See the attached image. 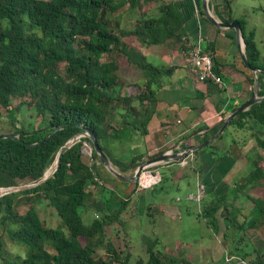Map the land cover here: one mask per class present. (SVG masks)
Segmentation results:
<instances>
[{
  "label": "trees",
  "instance_id": "1",
  "mask_svg": "<svg viewBox=\"0 0 264 264\" xmlns=\"http://www.w3.org/2000/svg\"><path fill=\"white\" fill-rule=\"evenodd\" d=\"M215 1L213 11L219 20L234 19L233 0H221L220 4ZM150 3L157 5L156 15L143 11L144 5ZM121 10H139L131 27L116 17ZM238 20L250 65L264 71V58L260 56L254 32L246 30L245 17ZM182 35L180 12L165 0H0V124L5 111L14 126L16 113L22 107L46 120L39 128L21 124L10 133L15 137L0 139V187H14L21 182L34 184L0 196V264L129 263L132 254H124L107 232L108 226L123 224L120 214L128 201L121 199L119 207L110 212L106 208L107 196L99 198L87 190L88 184L97 183V164L90 165L82 159L83 142L91 144L88 136H81L72 144L61 155L56 170L46 180H39L53 165L59 149L84 131L96 136L121 173L136 169L140 157L122 162L107 147L108 140L117 137V128L107 120L116 102H127V109H132L133 97H119L115 89L121 81L119 60L125 58L149 78L167 73L170 68L147 62L139 49L125 44L124 38L133 37L146 45L167 40L181 41L183 45L186 42ZM257 79L258 94L264 96V75L257 74ZM13 100L18 102L13 104ZM229 126L250 132L255 139L253 147L259 153L252 160L247 184L260 188L264 178V99L242 111ZM217 129L210 130L199 142L209 139ZM211 146L213 143L206 147ZM198 152L199 149L194 154L197 156ZM91 157L98 160L94 149ZM245 184L238 185L236 190L246 188ZM20 195L31 200L23 213L16 208ZM39 205L54 209L59 225L48 226L39 215ZM221 207L226 230L229 227L246 230L244 224L249 231L255 229L256 223L246 221L247 215L242 210H239L242 221L235 226L233 206L230 209L227 202L211 201L198 216L213 232L219 228L217 213ZM88 211L90 222L86 223L83 214ZM2 235L24 251L17 253L14 247H7ZM157 243V239H147L146 257L138 256L135 264H196L185 257L159 252ZM223 255L226 264L236 263L225 260L226 255H236L232 251L227 249ZM240 259L247 264H264V241L261 251L253 256L244 254Z\"/></svg>",
  "mask_w": 264,
  "mask_h": 264
},
{
  "label": "crops",
  "instance_id": "2",
  "mask_svg": "<svg viewBox=\"0 0 264 264\" xmlns=\"http://www.w3.org/2000/svg\"><path fill=\"white\" fill-rule=\"evenodd\" d=\"M165 1L173 3L180 12L183 26L182 36H186L189 43L200 39L201 47L212 52L214 66L222 77V84L203 82L186 66L185 54L182 50L187 43L182 45L181 41L167 40L161 44L146 45L141 44L133 37L124 38L125 44L139 49L147 62L158 67L170 68L167 73L149 78L144 75L142 70L129 65L125 58L120 59L118 74L121 81L116 88L117 95L119 97L132 96L133 100L130 103L132 109H127V102H116V108L108 115L107 120L117 128V137L108 140L107 147L118 157L123 154L124 149L129 147L128 156H131L130 159L132 157L142 159L139 165L146 160L154 159L167 148L175 147L180 143L184 146L185 144H200L199 141L205 134L213 128H219L216 125L223 117L250 97L255 88L254 79L257 77V74L250 71L241 59V51L245 52L243 40L236 39V33L233 29L217 28L210 23L203 12L202 0ZM215 2L220 4L221 0ZM213 4L214 0H207L208 9L219 19L214 14ZM156 7L155 3L146 4L143 11L149 15H156L157 10L154 11ZM231 10L234 19L242 17L234 14L232 5ZM121 11H124L122 14H125L122 16L123 19L121 18L123 25L129 22L127 19L130 17V13L139 14V10L134 12ZM243 12H246V8ZM132 17L134 20L136 19L135 14H132ZM246 30L254 32V39L260 56L264 58V52L261 50V46H264V25L258 29L257 26L250 25L246 19ZM259 36L261 38H258ZM148 85L150 87H147ZM258 85L260 90V84ZM257 95L259 96V94ZM139 96H141L140 99ZM127 122L134 125H121ZM216 140L217 138L211 142L213 143L211 147H206V145L199 148L197 156L193 151V160L185 166H182L178 161L159 164L156 169L162 176L160 184L166 178L163 175V170L165 173L169 172L170 177L175 181L191 178L194 179V189H190L189 185V189L186 191L187 195L196 194L197 192L194 193L196 187L198 189L199 185L202 184L204 186L203 197L205 195L206 197L211 196L212 200L210 201L227 202L231 206L237 203V195H232V192L236 190L238 185L245 182V187L250 189L251 199L254 198L256 187L249 186L247 180L253 169L252 160L259 153L253 147L255 139L250 136V132H246V135L233 140L231 144L226 146L221 145ZM122 142L126 144V148L123 147ZM187 161L190 160L187 158ZM86 163L89 164L90 161ZM174 165L178 168H174ZM112 166L118 170L113 164ZM134 171L129 170L122 174L132 175ZM96 175L104 186H107L98 172ZM120 181L121 184L119 185L113 182L109 183L108 186L112 193L108 191L99 193L98 189H95L94 196L104 198L107 193L112 194V199L107 196L108 202L106 204V208L110 212L119 207L121 199L128 201L122 212L124 219L122 226L128 225L130 220L137 219L138 214L143 213L144 209L152 210V207H155L157 214L167 220L163 226L162 234H170L177 229L173 221L180 219V215L184 212H188L189 202L179 207L168 203V201H162L155 206L153 202L146 200L148 193L160 184L149 189L136 191L135 182L121 179ZM263 186L264 178L261 179V191H263ZM251 203L254 205L253 202ZM203 207V205H197L198 218H201L198 215L202 212ZM248 208L246 207V212ZM220 211H222V207L217 213L218 231L213 232L210 229L214 236L212 244L206 248L201 240H195V244L188 245L187 249L183 251L185 258L196 264H206L204 260L209 255L210 264H226L223 255L226 249L221 241V238H225L226 227L223 218L220 216ZM245 215L248 216V213ZM250 236H257L252 241L255 243L257 239L261 242L260 248L262 249L264 223L261 226L257 225L250 232ZM141 237L148 239L146 235ZM172 241L181 243L178 239ZM178 247H180L179 244L175 248ZM194 248L197 249L196 254L193 253ZM205 250H207L206 254ZM232 257L240 258L238 255Z\"/></svg>",
  "mask_w": 264,
  "mask_h": 264
},
{
  "label": "rangeland",
  "instance_id": "3",
  "mask_svg": "<svg viewBox=\"0 0 264 264\" xmlns=\"http://www.w3.org/2000/svg\"><path fill=\"white\" fill-rule=\"evenodd\" d=\"M261 4V5H260ZM232 9L234 10V14L236 16L240 15L245 17V20L247 19L250 25L262 27L264 25V0H233L231 2ZM244 8H246V12L244 11ZM156 9H154L155 11ZM124 11H119L117 13L116 17L122 18L125 14H122ZM135 14L136 17H138L137 13ZM132 14L130 13V17H128L126 22V26L132 25L134 18L132 17ZM120 15V16H119ZM127 15V14H126ZM129 16V15H127ZM123 19V18H122ZM122 21V20H121ZM258 38H261L260 36ZM262 52H264V46H261ZM111 57H108L107 59H110ZM120 64V60H119ZM62 66V65H61ZM117 86L115 87V89ZM131 91V90H130ZM18 102L17 100H13V104H16ZM116 105V104H115ZM2 122L0 124V134L1 133H11L13 132L15 127H20L21 124H24L27 126L28 124L33 125L35 128L42 127L46 124V120L42 119L40 117H37L34 112L31 109H28L26 107L20 108L16 113V123L15 125H11L10 120L8 119L6 112L4 111ZM29 127V126H28ZM246 135V131L235 129L232 126H228L226 130L223 132L221 139L218 138L216 141L221 145H228L231 144L233 140L240 139V137ZM123 147L126 148V144L122 142ZM228 147V146H227ZM129 147L123 150V154L121 156H116L120 161L122 162H128L130 160L131 156H128L130 153V150H128ZM112 152V151H111ZM113 153V152H112ZM252 156V155H251ZM253 157V156H252ZM251 157V159H252ZM255 157V156H254ZM84 162H89L92 157L86 155L83 153ZM96 161V160H94ZM99 161V160H97ZM94 163V162H93ZM54 165V164H53ZM52 165V166H53ZM190 166V165H189ZM174 168H178L176 165L173 166ZM95 172H98L105 185L101 184H95L93 187L94 189H91L93 191V195L95 193V189H98L99 193L102 192V190H106L109 193H112L109 188V183L113 182L116 185L121 184L120 179L115 177L105 166L102 164H97L95 166ZM163 175L166 177L162 181L160 185L157 187H154L152 191L148 193L146 196V200L149 202H153L155 206L157 204H160L162 201H168V203H171L172 205H176L179 207H182L184 203L189 202V209L187 213H183L180 215V219H175L173 223L177 226V229L174 232H171L170 234H162L164 231L165 222L167 221L164 219L160 214H157V210L155 207H152V210L144 209L143 213L138 214L137 219L130 220L128 225H123L120 223H115L113 226L107 227V232L109 238L113 241L114 245L120 248L121 250H124V254H127L128 252L132 254V258L129 260L128 264H135V258L137 259L138 256L146 257L145 254V243L147 239H144L141 237L142 235H146V237L157 239L158 243L156 244V250L163 254H169L172 256H183V251L187 249L188 245L192 246L195 244V240L199 239L204 243V246L208 248L210 244H212V241L214 239L213 233L210 231V228L204 223L202 218L197 217V205H208L212 200V197H203L198 202L196 200H193L189 198V195H187L186 191L189 189L188 186L190 185V189H194V179L189 180H180L175 181L170 177V173H165L163 170ZM116 178V179H115ZM193 178V177H192ZM243 182V181H242ZM245 183V182H243ZM29 185L33 183H23L21 182L17 186H24ZM245 186V185H244ZM119 188V187H118ZM88 189V188H87ZM97 191V190H96ZM198 191L197 187L194 193ZM249 187L243 188L242 190H234L232 192V195H237V203L233 206V215L236 217L237 220H235V226H239V224L242 221V217L239 215V210H242V212L248 213V216L246 218V221H254L257 225H262L264 223V188L263 191H261L260 188H256V191L254 192V198L251 199ZM106 194V193H105ZM110 199H112V194H106ZM195 195V194H194ZM25 195H20L17 198L16 208L20 213H23L28 205L31 203L30 199H26ZM234 197V196H233ZM30 198V197H28ZM190 200V201H188ZM253 202L254 205L250 202ZM148 206V203L146 204ZM230 206V209H231ZM246 207L248 208V211L246 212ZM39 215L43 221L46 222V224L50 227H56L59 225V217L54 213V209L47 207L46 205H39L37 206ZM124 211V210H123ZM122 211V212H123ZM90 214L91 211L85 212L83 214V219L86 223L90 222ZM120 217L122 220V213L120 214ZM221 222V221H220ZM223 226V224L221 223ZM245 229H236L235 227H229L226 230V236L224 239L221 238V241L224 243V247L227 250H230L233 252V254H236L238 256H243L244 254H252L255 255L257 252L261 251L260 245L261 242L255 240V243L252 241L257 236H250V232L247 229V224H244ZM2 226L0 225V235L2 234L1 230ZM3 239L5 241V245L7 247H14L15 252H23L24 249L18 245H14V243L10 242L4 235ZM261 237V235L259 234ZM144 239V240H143ZM178 239L181 241V243H174L172 240ZM82 240V239H81ZM179 244L180 247L175 248ZM50 252H54L52 248L48 249ZM103 253V251H100ZM207 250H205L206 254ZM193 253H197V249L194 248ZM133 260V261H131ZM236 262V259L232 262ZM206 264H210V256L207 255V258L204 260ZM234 264V263H233Z\"/></svg>",
  "mask_w": 264,
  "mask_h": 264
},
{
  "label": "water",
  "instance_id": "4",
  "mask_svg": "<svg viewBox=\"0 0 264 264\" xmlns=\"http://www.w3.org/2000/svg\"><path fill=\"white\" fill-rule=\"evenodd\" d=\"M202 8H203V12L206 16V19L212 23L215 27L217 28H220V27H223V28H229V29H233L236 33V39H241V41L243 40L242 39V29H241V25H240V22L238 19H232L231 21L229 22H224V21H221L219 19H217L212 13L211 11L208 9V6H207V0H202ZM240 56H241V59L243 61V63L245 64V66L250 70L252 71L254 74H262L264 75V71L257 68V67H253L250 65L247 57H246V54L245 52L241 51L240 53ZM254 84H255V88H254V91L251 93L250 97L244 101L243 103H241L240 105H238L231 113H229L227 116L223 117L219 123H217L216 126H219L218 130L209 138L207 139L206 141L204 142H201L200 144H197V145H188L187 148L191 149V151H195L201 147H204L208 144H210L215 138H217L218 136H220L223 131L228 127L230 121L232 119H234L236 116H238L242 111H245L247 110L251 105H253L254 103H257L261 100L264 99V96H258V91H259V83H258V79L257 77L254 79ZM81 136H88L90 139H91V146H92V149H94L96 155H97V158L99 160V163H101L103 166H105L114 176H116L117 178L123 180V181H131V182H135L137 180V176H138V172L139 170L141 169L142 165H139L138 168L134 171V173L132 175H124L122 173H120L118 170H116L107 154L104 152V150L100 147L98 141H97V138L96 136H94L93 134H90L86 131L80 133V134H77V135H74L72 136V138H70L58 151L57 155H56V158L53 162L54 166H50L44 173V175L42 176V178L39 180V182H42L44 180H46L55 170L56 168L58 167V165L60 164V161H61V155L72 145L74 144ZM6 137H15L13 135H11L10 133H1L0 134V139L1 138H6ZM188 152V150H187ZM187 152H184L183 155L181 156H178L177 154L175 153H172V154H160L158 155L157 157H155L154 159L150 160L149 162H156V163H159V162H172V161H179L182 157L186 156L187 155ZM34 184H29V185H24V186H14V187H8L6 189V191L4 192L5 194L6 193H9V192H12V191H17V190H21L23 188H27V187H30Z\"/></svg>",
  "mask_w": 264,
  "mask_h": 264
},
{
  "label": "built area",
  "instance_id": "5",
  "mask_svg": "<svg viewBox=\"0 0 264 264\" xmlns=\"http://www.w3.org/2000/svg\"><path fill=\"white\" fill-rule=\"evenodd\" d=\"M182 40L187 43V47L184 48L182 51L185 54V64L186 66L194 72V74L197 76V78L203 82H213L214 84L221 85L222 84V77L220 73L216 70L214 66V59H213V54L211 51L204 50L201 47L200 44V39H198L195 42L189 43L186 39V36H182ZM188 144L182 145L180 143L179 145L175 147H169L167 148L163 154H172L175 153L178 156H181L184 154V152H187V155L182 157L178 163H180L182 166L187 165L189 162H191L194 158L193 151L191 149L187 148ZM82 153L88 155L91 157L92 154V146L89 142H83L82 148H81ZM187 158L190 161H187ZM152 160V159H151ZM150 160H146L141 169L138 172L137 180L135 181L136 185V191L137 190H145L152 188L156 185H158L161 180L162 176L161 173L156 169V167L161 164V163H166V162H149ZM99 164V161H94L93 159H90V165L92 163ZM138 166L136 167V169ZM135 169V170H136ZM95 181L97 183H90L87 185V190L94 189L95 184H101V181L95 177ZM6 187H0V196L4 195L6 191ZM204 192V186L202 184L199 185L198 191L195 195H189V198L200 201ZM235 257L232 256H227L225 257V260L227 262H232L235 260ZM236 263H241V264H247L244 260L237 258ZM235 263V264H236Z\"/></svg>",
  "mask_w": 264,
  "mask_h": 264
},
{
  "label": "bare ground",
  "instance_id": "6",
  "mask_svg": "<svg viewBox=\"0 0 264 264\" xmlns=\"http://www.w3.org/2000/svg\"><path fill=\"white\" fill-rule=\"evenodd\" d=\"M54 166V165H53Z\"/></svg>",
  "mask_w": 264,
  "mask_h": 264
}]
</instances>
